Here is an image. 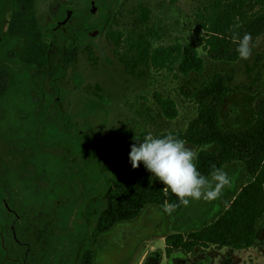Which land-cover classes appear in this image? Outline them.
Masks as SVG:
<instances>
[{
    "label": "rangeland",
    "instance_id": "1",
    "mask_svg": "<svg viewBox=\"0 0 264 264\" xmlns=\"http://www.w3.org/2000/svg\"><path fill=\"white\" fill-rule=\"evenodd\" d=\"M36 1L39 27L50 47L44 72L20 60L22 41L7 33L11 9L0 3V66L8 74L0 99L3 255L18 264H80L85 252L92 264H264V215L251 247L165 253L166 235L212 223L250 181L239 161L221 168L231 177V187L219 199L192 200L171 214L164 211L167 204L147 205L133 220L96 230L107 190L130 176L129 153L140 134L184 131L196 116L197 106L181 95L182 86L197 88L222 72L235 89L221 108L222 125L238 130L253 120L255 94H264V36L256 39L250 59L214 61L192 36L193 0ZM110 26L122 34L118 49L105 38ZM175 41L196 46L204 60L202 72L183 75L177 64L151 66L152 50ZM69 48L77 49V59L63 67L58 61ZM241 85L248 90H239ZM156 94L176 102L174 119L163 116ZM121 127L133 133L124 150L109 141ZM150 181L165 188L153 174Z\"/></svg>",
    "mask_w": 264,
    "mask_h": 264
},
{
    "label": "trees",
    "instance_id": "2",
    "mask_svg": "<svg viewBox=\"0 0 264 264\" xmlns=\"http://www.w3.org/2000/svg\"><path fill=\"white\" fill-rule=\"evenodd\" d=\"M16 1L20 4L12 9L8 35L22 41L20 60L44 72L50 63V47L44 40L36 17V0ZM193 1L196 6L192 36L211 60L235 62L240 58L237 43L232 39L233 32L240 37L250 33L252 44L258 37L264 36V0ZM105 38L113 43L115 49L123 41L122 34L111 26L105 32ZM77 54L76 48L66 49L59 58V65L67 67L74 63ZM150 63L158 70L171 69L177 64L183 75L202 72L204 68V60L196 46L179 41L154 48ZM6 83L2 81L0 84V99ZM234 90L222 72L214 74L197 88L182 86L181 95L197 106L196 116L188 122L184 131H167L157 135L162 137L171 132L198 147L199 156L195 163L205 176L211 174L212 165L222 168L229 162L239 161L244 164L250 179L240 187L232 200L225 203L224 211L212 223L200 230L166 235L164 244L167 257L175 252L188 255L199 248H247L255 242L257 221L264 215V94L254 92L253 120L245 127L233 130L222 125L220 112L225 98ZM239 90H248V86L241 85ZM155 100L165 118L172 120L177 116V104L172 98L156 94ZM147 134H140V143ZM132 138L131 130L121 127L112 131L109 141L113 148L124 150ZM207 146L214 148L209 150ZM115 163L112 161L109 164ZM151 175L141 163L136 169L131 167L127 180L107 190L104 197L106 207L97 221V232L108 230L118 222L133 220L147 205L178 204L179 207L173 212H179L184 207L169 189L153 185ZM6 259L2 256L3 261ZM80 264H92L89 252L83 254Z\"/></svg>",
    "mask_w": 264,
    "mask_h": 264
},
{
    "label": "clouds",
    "instance_id": "3",
    "mask_svg": "<svg viewBox=\"0 0 264 264\" xmlns=\"http://www.w3.org/2000/svg\"><path fill=\"white\" fill-rule=\"evenodd\" d=\"M232 39L237 43V52L243 60L252 56L253 44L250 33L240 37L233 32ZM199 152L186 142L174 136L171 132L162 137L148 133L143 142L133 144L129 159L133 169L141 163L161 181L179 200L180 204L188 206L192 200L211 202L219 199L225 188L231 187V177L221 168L212 165L209 176L201 174L195 161ZM178 204L171 203L164 211L171 214Z\"/></svg>",
    "mask_w": 264,
    "mask_h": 264
},
{
    "label": "flooded vegetation",
    "instance_id": "4",
    "mask_svg": "<svg viewBox=\"0 0 264 264\" xmlns=\"http://www.w3.org/2000/svg\"><path fill=\"white\" fill-rule=\"evenodd\" d=\"M1 2L9 6V8L11 9V13H12V9L16 8L18 6V4H20L16 0H0V3ZM36 3H37V1H36ZM10 19H11V15H10ZM9 22H10V20H9ZM8 25H9V23H8ZM7 33H8V26H7ZM10 38H12V37H10ZM1 45H2V37L0 36V47H1ZM1 62H0V65H2ZM7 79H8L7 71L0 66V84H1L2 81H6ZM2 249L5 250L6 247H5V243L3 242V236L0 233V264H18L17 263V259H15L13 257H8L6 255H3V253H2L3 250ZM2 256L3 257L5 256L7 259L3 261L2 260Z\"/></svg>",
    "mask_w": 264,
    "mask_h": 264
},
{
    "label": "crops",
    "instance_id": "5",
    "mask_svg": "<svg viewBox=\"0 0 264 264\" xmlns=\"http://www.w3.org/2000/svg\"><path fill=\"white\" fill-rule=\"evenodd\" d=\"M245 184H246V183H245ZM238 191H239V190H238ZM238 191H237V193H238ZM237 193H236V194H237ZM236 194L233 195V198H234V196H235ZM233 198H232V199H233ZM232 199H231V200H232ZM187 232H188V231H187ZM182 233H183V232H182ZM250 247H251V246H250ZM172 255H173V254H172ZM172 255H171V256H172Z\"/></svg>",
    "mask_w": 264,
    "mask_h": 264
}]
</instances>
